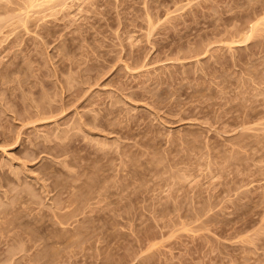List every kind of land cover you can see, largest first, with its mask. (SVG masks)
I'll use <instances>...</instances> for the list:
<instances>
[{"label":"rangeland","instance_id":"374dc122","mask_svg":"<svg viewBox=\"0 0 264 264\" xmlns=\"http://www.w3.org/2000/svg\"><path fill=\"white\" fill-rule=\"evenodd\" d=\"M27 208L114 221L50 264H264V0H0V264Z\"/></svg>","mask_w":264,"mask_h":264},{"label":"bare ground","instance_id":"6f19581e","mask_svg":"<svg viewBox=\"0 0 264 264\" xmlns=\"http://www.w3.org/2000/svg\"><path fill=\"white\" fill-rule=\"evenodd\" d=\"M61 200V199H59ZM58 199L56 200V205H55V209H60L58 207L61 206V204L63 206H66L65 203H67L68 206L73 205V201L71 200H64L62 202H60ZM60 204V205H57ZM75 205V204H74ZM61 206V207H63ZM78 206H74L70 212H64V213H58L57 211L55 212L53 210L52 215H54L59 221L58 224H62L65 223L67 220L71 219L74 217L73 215V211H76V208ZM29 210V212L27 211V215L23 221L20 222V224L18 223V228H20V233L24 234L26 237L23 240V242H30V241H40V244L43 247L47 246L46 252L43 253L42 255H39L38 258L35 259V263L36 264H50L51 262H55L57 259V256H63V254L66 255V253L68 252V248L66 247H74V246H78V249L82 248V245H84V247L86 248H91V247H96V248H107L109 246V243L115 238V233H113L114 231H112L111 228H113L114 226V221L111 220L110 221H106V229L109 227L111 229V231H107L106 229L101 230L99 232L96 233L95 230H86V229H81L80 227H71V228H67V227H58V226H54V224L50 225L48 227L47 224V220H43V217H37L36 214H32L30 215V209L27 208ZM41 215H45V213H42ZM94 219V218H93ZM92 218H88L87 219V223L88 222H93ZM46 222V223H45ZM4 223V222H3ZM2 223V224H3ZM55 223V222H54ZM103 223V224H104ZM1 224V222H0ZM113 224V225H112ZM30 225H33L32 227L29 228ZM2 226V225H1ZM112 226V227H111ZM15 226V228H17ZM4 229V227H1ZM0 228V230H1ZM137 246L140 247L143 242H144V237H139L137 240ZM99 244V245H97ZM66 248V250H64ZM72 249V248H71ZM70 249V250H71ZM74 252H78L75 251ZM72 249V251H73ZM79 249V250H80ZM84 249V248H82ZM61 250V251H60ZM64 250V251H63ZM69 250V252H70ZM67 251V252H66ZM72 251L70 253H67L68 256L69 254L72 253ZM115 254L117 252H114ZM73 254V253H72ZM74 255V254H73ZM125 258V257H124ZM123 257H119L118 260H121L123 262L127 261V258L124 259ZM135 258V257H134ZM132 258V259H134ZM98 259V258H96ZM55 260V261H54ZM99 262H97L96 264H109V261L107 260V258L104 256H101L99 259ZM57 262V261H56ZM137 264H151L150 261L144 257V256H140L137 261ZM117 264H121V262L118 261Z\"/></svg>","mask_w":264,"mask_h":264}]
</instances>
